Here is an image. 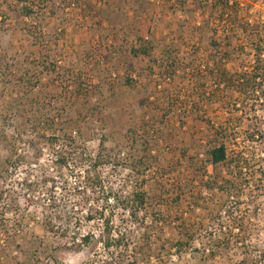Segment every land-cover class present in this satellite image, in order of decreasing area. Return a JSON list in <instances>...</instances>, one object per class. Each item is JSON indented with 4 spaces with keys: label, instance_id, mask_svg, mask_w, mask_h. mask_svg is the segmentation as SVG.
<instances>
[{
    "label": "rangeland",
    "instance_id": "374dc122",
    "mask_svg": "<svg viewBox=\"0 0 264 264\" xmlns=\"http://www.w3.org/2000/svg\"><path fill=\"white\" fill-rule=\"evenodd\" d=\"M210 1L0 0V264H239L244 246L264 247V95L213 76L252 74L264 0L230 1L249 36L222 30ZM222 126L241 174L198 169ZM70 135L81 155L56 166ZM140 188L134 222L121 206ZM100 210L139 254L105 250L101 220L75 225L76 211Z\"/></svg>",
    "mask_w": 264,
    "mask_h": 264
},
{
    "label": "trees",
    "instance_id": "16d2710c",
    "mask_svg": "<svg viewBox=\"0 0 264 264\" xmlns=\"http://www.w3.org/2000/svg\"><path fill=\"white\" fill-rule=\"evenodd\" d=\"M196 4H197V10H204L206 11L208 8V4L211 2L210 0H195ZM230 1L231 0H220L217 1L216 4H220L219 6L222 7V10L220 11V18H219V22L222 23L220 26V28L223 30H225L226 32L229 33V35H233L234 32H239L241 31L243 34H246V36H249V34L251 33L252 30H255L256 27H254V25H251L249 23V21L247 19H244L243 17H241V13L240 11H238V5L237 8L233 7L230 5ZM219 2V3H218ZM206 6V7H204ZM217 6H215L216 8ZM203 11L202 15L204 18V24H206V14ZM32 14V12L30 11V9H25V15L30 16ZM208 23V21H207ZM226 26V27H225ZM229 28V29H227ZM145 43H147L146 41H144ZM149 45V44H148ZM259 45H262V42L259 43ZM147 46H142L140 49H135L133 51L135 56H139V55H143V56H148L150 54V47L146 48ZM214 47H216V45L214 44ZM251 47L253 48V52L255 54V58L256 61L255 63V67L253 68L252 74L250 73H246V74H241V75H237V76H233L230 73H225L224 71L221 72L220 74L215 73L213 74V76L216 78L215 80L219 82V87H223L224 90L226 91H231L235 94H237L239 97L241 96H245V97H257V94H263L264 95V90L260 89L258 92V88H263L262 83L259 82V80L264 78V49H262V47H259L258 45L251 44ZM143 48V49H142ZM228 48L230 50L231 48V44L228 45ZM233 52H235L233 50ZM233 52L230 50L226 53V56L229 58L230 56H232ZM238 52V51H237ZM167 54V53H165ZM215 81V82H216ZM262 81V80H261ZM234 126V125H232ZM238 128L235 129V131L237 132ZM231 137V133H230V129L225 128L224 126H222L217 133H215V136L213 137L214 140L212 142V147L209 150V159L207 162L203 163L202 165H200V167H198V169H200L199 171H201V168L204 167V170L206 171L208 167H212L214 172L219 170L222 167H226L229 164H232L237 166V168L240 169L239 174H241V172H243L244 170H246V167H244L245 169H242L243 166L245 164V162H247L246 160H243L242 157L240 160H236V159H229V144H230V139ZM49 141L55 142L54 144H58L59 140L58 138H53V139H49ZM65 145V149L67 150V153H65L61 158H56L55 159V165H62L63 167L69 165V159H71V161L75 158V160L77 159L78 155H81V147L80 144H78L75 140L74 137H72L71 135L66 137L65 136V140L63 142ZM232 144V142H231ZM61 147V145H60ZM58 147V148H60ZM98 159V158H97ZM100 158L98 159V161L94 162L93 168H96L98 166V164H100ZM241 165V167L239 166ZM194 166V165H193ZM204 172V171H203ZM138 174V173H137ZM90 176V173H87V177L84 178L85 184L90 181V179L88 178ZM87 180V181H86ZM48 182V180L46 181V183ZM231 181H225L223 180L224 186L221 187L223 190H226L225 185L228 183L230 185ZM99 185V183H98ZM97 185V186H98ZM219 185V181L218 180H213V186L212 187H208V190H214V186L217 187ZM86 189H88V187H86ZM222 191V190H221ZM147 204H146V193L142 190V188H140L139 190H135L133 192V194L131 195L129 200H126L121 208L124 210V212H126L129 216V218L133 219L134 222H138L140 220H142L140 218V216L143 214L144 215V211L146 208ZM101 214H98L96 212H90L87 211L84 215L82 213H79V211H76V216L80 217L76 218L75 221V225L79 228L80 227V223L84 224V225H89L91 223H98L100 222V220L103 222L102 225V231H101V243L103 244V247L105 250L108 251H113V252H117V251H122L124 250L125 252L128 251V253H133L135 255L139 254L136 247L131 245V241L129 240L130 236V231H125V233L116 231V226L114 225L113 222V217L109 216L107 217L104 213L103 210H100ZM97 214L99 216V218H97ZM74 216V215H73ZM49 221H52L53 218L49 217V219H47ZM83 220V222H81ZM46 230H48L49 232H53V229H48L50 228V224L46 223ZM140 226V225H139ZM126 238V239H125ZM190 238V237H189ZM94 240V234L93 233H88L85 235H82L81 238V243L83 246H88L89 244H91ZM73 245H75L76 247V243L74 242ZM72 245V246H73ZM176 246H182L181 243L177 244ZM184 246H188V243H186ZM189 247V246H188ZM246 249V253H244V258L242 259V261L239 264H264V247L262 248H257L254 250H250L249 246H244ZM132 250V251H130ZM179 250V249H178ZM177 250V251H178ZM138 251V252H137ZM180 252V251H179ZM127 253V254H128ZM134 256V255H133ZM133 256H127L125 259H122L120 264H136L135 261L130 260Z\"/></svg>",
    "mask_w": 264,
    "mask_h": 264
}]
</instances>
